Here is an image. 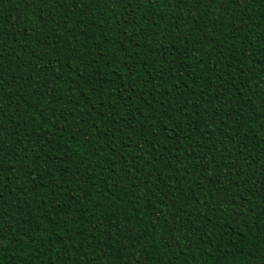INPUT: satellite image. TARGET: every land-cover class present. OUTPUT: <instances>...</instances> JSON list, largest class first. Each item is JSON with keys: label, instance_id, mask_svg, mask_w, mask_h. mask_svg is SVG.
<instances>
[{"label": "trees", "instance_id": "16d2710c", "mask_svg": "<svg viewBox=\"0 0 264 264\" xmlns=\"http://www.w3.org/2000/svg\"><path fill=\"white\" fill-rule=\"evenodd\" d=\"M0 264H264V0H0Z\"/></svg>", "mask_w": 264, "mask_h": 264}]
</instances>
